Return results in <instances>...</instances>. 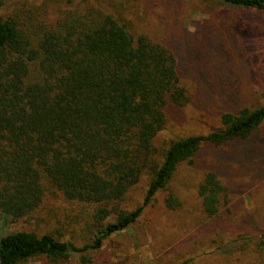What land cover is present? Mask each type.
I'll list each match as a JSON object with an SVG mask.
<instances>
[{"label":"trees","instance_id":"obj_1","mask_svg":"<svg viewBox=\"0 0 264 264\" xmlns=\"http://www.w3.org/2000/svg\"><path fill=\"white\" fill-rule=\"evenodd\" d=\"M5 1L0 0V264H72L74 256L79 264H113L111 253L102 250L105 240L138 220L179 164L191 165L204 143L248 138L264 121V103L225 111L219 130L173 139L156 156L154 139L166 125L167 106H182L188 96L172 50L131 31L134 4L87 2L58 7L52 17L27 0L2 13ZM212 1L264 12V0ZM143 178L142 202L126 209L122 202ZM198 194L204 215L217 217L226 189L215 172L205 174ZM57 197L66 203H54ZM164 204L170 210L181 205L173 193ZM61 218L87 234L81 242L60 230ZM7 219H40L48 228L11 230ZM209 230L213 255L223 263L233 249L246 250L220 244ZM258 243L264 249V234ZM199 256L191 254L182 264H194Z\"/></svg>","mask_w":264,"mask_h":264},{"label":"rangeland","instance_id":"obj_2","mask_svg":"<svg viewBox=\"0 0 264 264\" xmlns=\"http://www.w3.org/2000/svg\"><path fill=\"white\" fill-rule=\"evenodd\" d=\"M16 1L6 0L1 12L12 10ZM130 1L134 7L129 12H136L129 15L131 31L146 33L172 50L180 85L188 96L182 106H167L166 125L154 139L156 156L173 139L219 130L222 112L264 103V12L227 8L212 0ZM26 2L46 7L53 17L58 7L87 2L100 6L103 0ZM208 171L215 172L226 189V200H221L213 219L202 212L198 194ZM145 188L143 178L128 192L124 207L133 209L141 203ZM169 193L179 199L178 209L165 206ZM54 203L66 202L57 197ZM58 220L67 238L79 243L87 235L67 220ZM3 222L11 230L48 228L40 219ZM209 228L222 245H245L244 252L231 251L228 264H264V249L258 243L264 234V121L246 139L204 143L193 163L179 164L167 189L155 195L128 229L107 238L102 250L111 253L113 264H182L191 254L201 255L194 264H225L222 256L213 255ZM31 262L42 264V260ZM72 264H79L76 256Z\"/></svg>","mask_w":264,"mask_h":264}]
</instances>
